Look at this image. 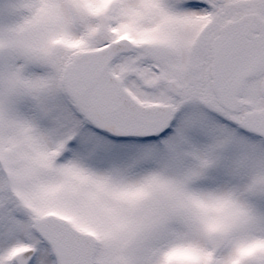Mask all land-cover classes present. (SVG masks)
<instances>
[{
    "label": "snow or ice",
    "instance_id": "1",
    "mask_svg": "<svg viewBox=\"0 0 264 264\" xmlns=\"http://www.w3.org/2000/svg\"><path fill=\"white\" fill-rule=\"evenodd\" d=\"M0 264H264V0H0Z\"/></svg>",
    "mask_w": 264,
    "mask_h": 264
}]
</instances>
